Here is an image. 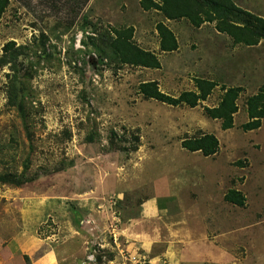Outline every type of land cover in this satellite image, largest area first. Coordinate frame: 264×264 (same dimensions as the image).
I'll return each mask as SVG.
<instances>
[{
    "label": "rangeland",
    "instance_id": "1",
    "mask_svg": "<svg viewBox=\"0 0 264 264\" xmlns=\"http://www.w3.org/2000/svg\"><path fill=\"white\" fill-rule=\"evenodd\" d=\"M126 1L97 9L94 3L90 20L62 12L65 0H11L0 22V57L10 41L25 47L18 69L29 95L24 114L11 107L10 65L0 67V174L28 179L21 188L0 185V264H170L165 229L149 251L120 234L135 230L132 219L138 233L158 226V219L142 217V203L152 197L172 200L173 210L186 205L192 213L185 218L198 229L209 225L216 247L233 246L230 256L220 252L216 259L213 248L211 264L220 257L226 264H264V120L258 130L242 128L249 121L247 100L264 85V41L235 45L214 23L200 29L155 11L124 15L119 3ZM236 3L264 18V0ZM160 22L175 32L178 50L161 51ZM125 23L135 24L138 46L158 53L161 69L101 60L91 38ZM196 78L218 84L196 108L146 99L139 90L157 82L178 97L196 89ZM223 87L243 89L230 130L206 113L219 105ZM201 134L217 136L216 155L182 147ZM230 190L245 197L244 207L225 200ZM176 195L181 199L170 198Z\"/></svg>",
    "mask_w": 264,
    "mask_h": 264
},
{
    "label": "trees",
    "instance_id": "2",
    "mask_svg": "<svg viewBox=\"0 0 264 264\" xmlns=\"http://www.w3.org/2000/svg\"><path fill=\"white\" fill-rule=\"evenodd\" d=\"M148 2H151L148 0ZM147 1L142 3L144 8ZM11 0H0V22L7 12ZM148 8L159 10L167 20L187 19L194 27L200 28L205 23H214L216 30L233 39L235 45L254 47L264 41V18L253 15L235 4L233 0H162L161 5L152 3ZM147 5V4H146ZM97 30V29H95ZM162 52H174L179 49V42L175 33L164 23L157 25ZM99 32V31H98ZM134 27L124 29H101L96 39L91 41L102 61L108 60L116 66H132L148 69H161V62L157 55L144 50L134 41ZM97 33V32H95ZM98 34V33H97ZM23 46L10 41L3 47L0 57V67L10 65L8 75L9 104L24 114L28 99V89L25 86L26 76H21L18 69L19 59L24 54ZM195 91H184L178 97L163 93L157 82H146L140 85V93L146 99H153L163 104L178 107L186 105L196 108L201 102L207 101L218 84L208 79L196 78ZM224 95L217 107L207 108V115L222 121L223 130H230L235 126V114L239 111L238 99L243 91L241 87H223ZM249 121L242 126L243 130L255 131L262 127L264 120V85L259 92L246 102ZM182 147L191 152H201L205 157L218 153L220 141L214 134H201L194 139H186ZM28 183L26 175L17 173L0 174V185H11L21 188ZM225 200L239 207L246 205V199L237 190H230ZM26 260L30 262L29 258Z\"/></svg>",
    "mask_w": 264,
    "mask_h": 264
},
{
    "label": "crops",
    "instance_id": "3",
    "mask_svg": "<svg viewBox=\"0 0 264 264\" xmlns=\"http://www.w3.org/2000/svg\"><path fill=\"white\" fill-rule=\"evenodd\" d=\"M144 1H147L146 3L147 5L145 4V7L147 8H144L142 6V3H144ZM150 1L158 5H161L162 3V0H150ZM233 1L238 6V4L236 3V1L238 2V0H233ZM33 2H38V0H33ZM122 2L119 3V10H120V13L124 15L134 16L135 11L136 13L138 12V14H141V15H143L142 12H144L145 16L152 13L153 11L161 13L159 10L155 8H151V7L148 8L149 6H152L151 2H148V0H134L133 5L131 4L132 0H127L126 4H124L123 7H122ZM94 3L96 4L95 6L96 9L97 7L101 5V3L105 4V7L108 5H111L110 4L111 2H109V0H101L100 2L99 0H65V6L63 7L62 12L67 8L68 10H65L64 13L68 15H72V16L74 15L89 16V19L91 20L93 18H90V15L88 14V10H92V9L95 10V8L92 7ZM115 8L117 7L115 6ZM110 10L111 9L109 10L106 9L103 12L107 13L108 15V14H111ZM160 23H163V22H160ZM124 26H128V24L127 23L123 24L120 29L128 28ZM129 27H135V24ZM114 28L119 29L116 27H112V29ZM202 28L203 26L200 29ZM217 34L223 35L220 33H217ZM205 39L207 41L209 40L208 37H205ZM143 49L150 51L154 53L155 55L158 54L156 51L154 52V50L151 51L148 48H143ZM208 61L211 62V58L208 59ZM195 90H191V91H195ZM170 198L171 199L172 198L181 199V197H177V195L176 197L172 196ZM171 201L168 202L167 204H163L156 197H152L150 199L144 200V202L142 203V206L144 208L143 209L144 216L142 215V217H144L145 219H151V220L158 219V223H157L158 226L151 225L148 229H144L143 233H138L139 231L137 230V226L135 224L136 220L132 219L130 221H132L131 223L134 224L135 230L133 231L132 227L123 228L120 231V234L125 239L133 240L131 242L134 243V244L132 243L134 247H138V248L142 247L144 248V250L149 251L153 249L154 245L158 243L157 240H162L161 238H157L156 235L157 234L160 235V230L165 229V232L169 234L167 235L168 236L167 241H166L167 243L165 242L167 244V250H166V253L164 254H166L170 264H211L212 263L211 261H213L211 260V255L214 254L213 248H215L214 259H216V256L218 255V253L220 254V252H224V253L228 252L229 256L231 255L233 246L223 241L221 243L222 245L218 246L220 247V250L216 251V248L218 247H216L215 240H217L218 238L212 239L213 238L212 236H214V234H210L209 225L207 224L200 225L198 229L196 225H193V223H191V219L185 218L184 216V215L188 216L189 214L192 213V211L189 208H187L186 205H183L182 203L177 204V206H182L181 209H177V206H176V209L173 210L172 209L173 201L172 202ZM210 202H211V199H210ZM211 212L214 214L215 210H212ZM200 213L198 214V216H200ZM208 216H210L209 213H208ZM180 218L182 219V221H179ZM186 224L190 225V227H187ZM179 225H182L184 228H186V231L183 232V229H179L178 228ZM178 230H180L182 234H184V236L183 237L176 236V239H174V236H172V234L170 233H176V231L178 232ZM219 238L221 239L222 237H219ZM173 240H174V243H173ZM175 241L181 242V245L180 244L176 245ZM225 258L223 259L220 257L219 260L215 261L214 264H226ZM223 261L224 263H222ZM229 264H232V263H229ZM240 264H243V263L241 262Z\"/></svg>",
    "mask_w": 264,
    "mask_h": 264
},
{
    "label": "built area",
    "instance_id": "4",
    "mask_svg": "<svg viewBox=\"0 0 264 264\" xmlns=\"http://www.w3.org/2000/svg\"><path fill=\"white\" fill-rule=\"evenodd\" d=\"M114 236V235H113ZM130 256V255H129ZM130 258H131V256H130Z\"/></svg>",
    "mask_w": 264,
    "mask_h": 264
}]
</instances>
